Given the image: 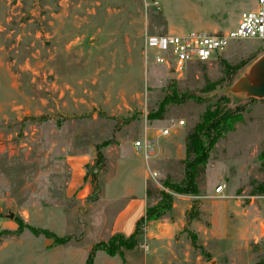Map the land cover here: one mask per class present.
Instances as JSON below:
<instances>
[{
    "label": "rangeland",
    "instance_id": "obj_1",
    "mask_svg": "<svg viewBox=\"0 0 264 264\" xmlns=\"http://www.w3.org/2000/svg\"><path fill=\"white\" fill-rule=\"evenodd\" d=\"M157 1L183 27L171 34L212 33L214 23L224 32L257 3ZM161 13L154 0H0V264H87L100 243L115 253L97 251L93 264H264V99L218 93L264 41H233L176 75L145 58L144 36L167 33ZM220 97L233 113L199 193H178L185 136ZM165 127L154 181L132 143ZM145 174L146 212L160 217L133 242L111 240L114 215Z\"/></svg>",
    "mask_w": 264,
    "mask_h": 264
},
{
    "label": "built area",
    "instance_id": "obj_2",
    "mask_svg": "<svg viewBox=\"0 0 264 264\" xmlns=\"http://www.w3.org/2000/svg\"><path fill=\"white\" fill-rule=\"evenodd\" d=\"M238 40L264 41V0H257L254 10L242 13L236 28L231 31L146 34L143 47L146 59L149 58L157 65H164L176 75H182L189 64L211 62L219 58L231 42ZM181 125H184L183 121L178 123V126ZM171 131L170 127H165L157 131V137L144 134L141 139L132 143L134 152L145 163L150 180L156 181L157 178V173L149 164L157 154V140L169 136ZM214 192L223 196L224 186H216Z\"/></svg>",
    "mask_w": 264,
    "mask_h": 264
},
{
    "label": "trees",
    "instance_id": "obj_3",
    "mask_svg": "<svg viewBox=\"0 0 264 264\" xmlns=\"http://www.w3.org/2000/svg\"><path fill=\"white\" fill-rule=\"evenodd\" d=\"M209 84L210 83H208L207 85L208 87L207 91L210 90ZM176 97L178 96H171L173 100L170 101L173 102L174 98ZM219 99L220 101L224 102V105L221 104L219 106H215V108L211 111L208 110L205 114H203L201 121L197 123L194 126L193 130L189 131L185 136L186 158L185 160H183V163H185L186 178L183 183L176 185V188L174 190L177 191L178 193L192 194V195H196L199 193L198 192L199 177H201L205 171V160L207 158V152L212 148V146L217 141V139H219L224 124L227 122L229 117L232 116L233 113L232 111H228L224 108V106L228 104V100L225 97H220ZM165 102H167V100ZM202 138L206 139L207 141L206 145H203L201 140ZM103 161H104L103 155L101 154L100 149L97 148L96 164L101 165ZM151 189H153L151 183L147 182L146 183L147 198L151 197V193H150ZM154 189L158 191L157 188ZM159 217H160L159 214L151 215V213H148L147 211L145 213V216L136 223L135 230L130 236L115 234L111 240H118L120 242H124V241L133 242L138 230L140 229L143 223L152 222L158 219ZM39 233L40 232L36 234ZM97 251H103L108 255H113L115 253V250H113V247L110 243L97 244L94 246V248L88 255L87 264H93L94 253Z\"/></svg>",
    "mask_w": 264,
    "mask_h": 264
},
{
    "label": "crops",
    "instance_id": "obj_4",
    "mask_svg": "<svg viewBox=\"0 0 264 264\" xmlns=\"http://www.w3.org/2000/svg\"><path fill=\"white\" fill-rule=\"evenodd\" d=\"M154 1L155 4L157 5V9L161 13L162 12L161 4H159V1L157 0ZM255 6L256 5L254 4V7ZM161 15L164 19L165 29L167 33H174L177 32L178 30H183L182 25L173 23L174 21H171L170 17H166L165 13H164L165 16L162 13ZM239 19L240 17H237L235 21H233V25L224 32L233 30L232 29L233 27L236 28ZM210 27H211L210 31H212V33H216L217 31L221 30V26L219 25V23L211 24ZM200 32L209 33V31H200ZM152 137H157V131L153 134ZM163 139H165V137H162V139L158 138L157 140V147L159 149H160L159 143ZM146 180H147V176L145 174L143 176V181H142L143 185L141 191L137 194H130V196L124 202V205L114 215L110 225V230H109L110 235L120 234L123 236H130L135 230L136 223L145 216L146 206H147ZM83 191L87 192V188L84 189Z\"/></svg>",
    "mask_w": 264,
    "mask_h": 264
},
{
    "label": "water",
    "instance_id": "obj_5",
    "mask_svg": "<svg viewBox=\"0 0 264 264\" xmlns=\"http://www.w3.org/2000/svg\"><path fill=\"white\" fill-rule=\"evenodd\" d=\"M218 93L244 99H264V53L253 60L233 81ZM13 217L12 214L9 216Z\"/></svg>",
    "mask_w": 264,
    "mask_h": 264
}]
</instances>
